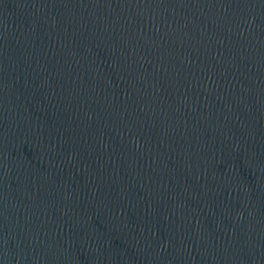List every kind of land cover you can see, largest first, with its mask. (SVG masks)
I'll use <instances>...</instances> for the list:
<instances>
[{
    "label": "water",
    "instance_id": "water-1",
    "mask_svg": "<svg viewBox=\"0 0 264 264\" xmlns=\"http://www.w3.org/2000/svg\"><path fill=\"white\" fill-rule=\"evenodd\" d=\"M0 264H264V0H0Z\"/></svg>",
    "mask_w": 264,
    "mask_h": 264
}]
</instances>
